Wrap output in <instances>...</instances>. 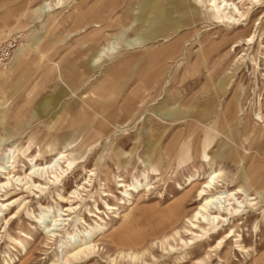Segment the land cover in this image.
Masks as SVG:
<instances>
[{"label":"rangeland","instance_id":"rangeland-1","mask_svg":"<svg viewBox=\"0 0 264 264\" xmlns=\"http://www.w3.org/2000/svg\"><path fill=\"white\" fill-rule=\"evenodd\" d=\"M246 6L252 20L260 17L249 28L251 22L210 18L195 0H0V44L14 43L12 56L0 63V169L15 152L16 173H23L53 136L69 139V152L82 156L43 194L0 195L20 203L10 210L20 208L11 223L9 210L0 211V264L27 256L29 264H49L66 244L47 243L45 223L35 220L43 216L40 203L51 206V219L57 193L68 195L86 179L80 189L86 202L70 217H84L88 224L80 229L90 237L96 228L87 210L97 204L102 210L104 233L95 232L92 264H253L264 253V25L258 27L264 5ZM235 14L238 23L247 21ZM248 36L250 44H234ZM107 43V54L94 61ZM189 134L187 153L180 146ZM214 169L223 171L219 190L244 186L253 204L226 228L183 245L187 217L176 234L163 227L168 216L161 210ZM121 178L150 184L124 194ZM105 182L112 195L102 196ZM193 195L184 201L187 216L198 204ZM80 234L67 239L79 243Z\"/></svg>","mask_w":264,"mask_h":264},{"label":"bare ground","instance_id":"bare-ground-1","mask_svg":"<svg viewBox=\"0 0 264 264\" xmlns=\"http://www.w3.org/2000/svg\"><path fill=\"white\" fill-rule=\"evenodd\" d=\"M196 3L200 4L205 8L206 14L210 18L216 20H223L227 19L229 21H236V25L239 24H249L247 28L251 27L255 24L256 20L260 17L255 18L254 20L251 19L253 11L251 12V6H246L247 4H252L257 2L259 4L258 7L264 5V0H238V3L234 2L233 0H195ZM48 1L44 2L45 5H48ZM51 7V6H50ZM195 9L197 7L194 6ZM250 8V9H249ZM247 9V10H245ZM244 17L247 21L245 23H238L240 18H236L237 14L235 12ZM264 25V14L261 16L259 21V29H262ZM254 35V34H253ZM255 36V35H254ZM254 39L253 36L245 37L244 40H237L235 41V45L239 46L240 44L247 43L250 44L251 40ZM138 38H134L130 40L129 43L137 42ZM111 43H107L102 49H100L97 55L93 58L94 61H98L102 58V55L107 54V50L110 49ZM239 107V106H238ZM240 112V109H239ZM259 116V115H258ZM262 117V116H261ZM206 130H210V132H214L212 128H208ZM210 133H206V138H209ZM192 135L189 134L188 138L183 142L180 146V149H186L187 153L190 151V143ZM48 140V139H47ZM212 138L210 137V141L206 142L205 148L209 146ZM79 144V143H78ZM60 146V147H59ZM72 148V143L67 138H61L60 136L50 138L49 141L44 145L43 149L39 150L37 154L31 155L28 160L30 162V167L23 170V173H16V154L8 155L7 164L1 166L0 169L1 173L3 174V178L5 180L0 179V190H4V194L0 195H7L8 192L15 191L20 189L21 192H29V193H41L43 194L47 189L51 188L50 184L56 183L62 177L64 172L71 168L76 162L81 159V154L79 152H73L69 150ZM24 153L23 151L21 152ZM50 156L51 159L49 162H45L44 164L38 163V159L45 158V156ZM203 156H207L206 153ZM183 160V159H182ZM153 162V161H152ZM183 162V161H182ZM62 163H66V169L63 168ZM151 167L152 173L158 170L153 164ZM222 170H212L208 174V178L202 182H200L199 177L192 179L189 183L191 187L184 191L180 197L175 198L172 203L161 210V212L168 216L166 222H164L165 228H175L177 222L181 219V217H187L186 221L188 226L183 227L185 230L186 235H189L187 238H183L179 231H175L176 234H179V239L182 241L183 245H188L189 243H193L195 240H198L199 237L208 234V236L214 232H218V228H226L229 224V218L234 217L237 215L239 211H241V207L245 208L246 206L252 205V199L254 197H248V193H246V189L244 186H238L232 190H219L218 185L220 184L219 177L222 174ZM119 183L117 184L118 188H122L121 191L125 194L126 192L131 194L133 191L140 192V190L148 186L150 183L146 182L143 187H139L142 183H125L124 179H118ZM90 179H86L82 184H78L76 188L71 190L68 195L63 194L62 192L57 193V197L59 202H57L56 211L53 213L51 219H48V212L51 211V206L46 204H41L40 207L42 210L43 216L40 215L38 218L35 215V220L38 222H44L45 224L42 227V232L44 233L47 243H54L55 241L62 242V244H66L64 248L60 251V253L56 254L55 257L51 260L49 264H81L86 263L90 260V254L94 253L97 249V243L94 241L95 232L98 231L100 233L103 232L104 226L100 223L103 222L102 217L100 216L102 210L96 205L95 209L88 208V216L92 217L95 223L96 228L95 231L91 232L90 237H87L86 233H83L80 229L84 224H88L84 217H77L73 218L70 217L71 213L77 212L82 204H85L86 199L82 197L80 193L81 188H85V184H88ZM105 188L102 196L112 195L111 188L108 185V182L104 183ZM151 186V185H150ZM122 193V192H121ZM122 193V194H123ZM245 195L244 200L240 199L238 194ZM128 194V195H129ZM194 194V195H193ZM98 195V194H97ZM193 195L194 200L198 202L196 208L193 209L191 215H186L184 210V201L186 197ZM101 196V195H100ZM40 197V194L37 195ZM71 197H75L80 201V204L72 203ZM101 198V197H100ZM6 200V199H5ZM25 200V199H24ZM23 200V201H24ZM67 205H61L60 202H68ZM94 202L96 199L93 200ZM22 202V200L20 201ZM23 203V202H22ZM20 203H17V199L11 200L6 203V201H0V211H8L11 214L10 218L7 220V223H11L14 218H16L20 212V208L16 209V212L10 211L15 206H19ZM106 208L111 209L114 208L113 205L105 201ZM116 208V207H115ZM3 214V213H2ZM66 216V217H65ZM6 218V214L4 215V219ZM91 218V219H92ZM1 219V218H0ZM42 219V221H41ZM48 221V222H47ZM72 221V223H70ZM182 221V219H181ZM68 226V227H67ZM72 228L69 230L67 228ZM181 226V225H180ZM89 227V226H88ZM235 225L232 222V226L229 228H234ZM84 228V227H83ZM91 228V227H90ZM92 228V229H93ZM186 228V229H184ZM67 229V230H66ZM78 229H80L78 231ZM66 232V236L62 235L61 231ZM172 230V229H171ZM87 231V230H86ZM173 231V232H174ZM63 233V234H64ZM77 234L81 236L79 239V243L75 241H70L72 235ZM232 235L231 231H226L221 237L218 243L216 244L217 247H223L229 237ZM59 237V238H58ZM168 237V236H167ZM166 237V238H167ZM178 237V236H177ZM211 237V236H210ZM69 238V239H67ZM67 239V240H66ZM169 239V238H168ZM45 240V241H46ZM161 240V239H159ZM158 240V241H159ZM77 241V240H76ZM163 241V240H161ZM21 242V241H20ZM160 242V241H159ZM169 242V241H168ZM22 244V243H21ZM155 244V242H153ZM158 244V243H156ZM170 245V249L174 248V245ZM50 246H53L50 244ZM238 246L241 250H245V247L242 243H238ZM60 248V247H59ZM212 249V248H211ZM27 251H25L26 253ZM129 252V251H127ZM122 253V252H121ZM130 257L135 260L138 257V253L129 254ZM209 257V255H206ZM25 261H21L19 264H29L30 257L27 256ZM194 262H204V258H197ZM10 264L8 261L6 262ZM14 264V263H13ZM87 264H92L88 262ZM253 264H264V253L257 256L254 260Z\"/></svg>","mask_w":264,"mask_h":264},{"label":"built area","instance_id":"built-area-1","mask_svg":"<svg viewBox=\"0 0 264 264\" xmlns=\"http://www.w3.org/2000/svg\"><path fill=\"white\" fill-rule=\"evenodd\" d=\"M13 46L14 43L9 40L4 42L3 44H0V63H5L13 53Z\"/></svg>","mask_w":264,"mask_h":264}]
</instances>
